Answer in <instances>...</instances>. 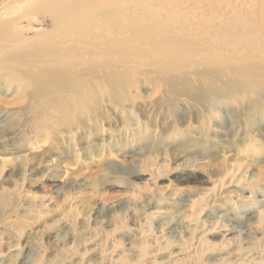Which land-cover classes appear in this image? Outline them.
Returning <instances> with one entry per match:
<instances>
[{
  "label": "rangeland",
  "instance_id": "rangeland-1",
  "mask_svg": "<svg viewBox=\"0 0 264 264\" xmlns=\"http://www.w3.org/2000/svg\"><path fill=\"white\" fill-rule=\"evenodd\" d=\"M170 8L166 6L161 11L165 15ZM194 9L197 13L201 11L203 18L198 17L196 20L198 22L189 20L188 23L173 20L170 21L172 28L178 29L176 32L179 35L187 33L181 29L182 27L187 30L191 29L194 32L195 41L207 53L211 52L210 55H212L220 50L216 29L226 26L216 17L219 15L220 9ZM178 11L180 15L186 16V19V13H190V10L184 7ZM254 11L259 16L263 12L260 8ZM231 14L232 11L225 18L229 25L228 33L230 35L236 32L240 34L243 29L237 18ZM209 16H212L213 19L207 21L206 18ZM33 17H30L31 21L33 20L31 24L33 27H26L28 28L26 35L33 37L35 33L41 35L43 31L50 29L47 22L38 21L41 20L39 15H33ZM253 20L255 22H250V24L255 29L254 33L258 38V40L256 38V42L259 46L263 45L261 49L264 51V15ZM26 24L25 19L21 21V25L26 26ZM89 35H86V41L94 39L92 35ZM125 39L129 45L137 44L139 50L129 49L127 52L119 53V55L118 53L106 55L104 51L100 50L104 44L91 46L86 41L75 43L76 41L72 40L65 44L74 43L79 48L81 47L80 50L78 49L82 53L80 54L81 59L77 60H80V64L76 67L90 66L89 53L95 51L93 57L99 67L96 72L98 76L93 79L96 82L103 79L102 74L105 70L117 71L120 69L125 74V81L145 86L143 89L137 88V92L134 91V88L130 89L131 94L137 95L134 101L130 102L131 108L125 107L122 110L118 106L112 109L110 104H106L104 100L99 106L102 116L105 117L102 121L101 130L95 131L93 126L86 125L80 128L81 122L76 121L77 127H73L74 133L70 134L67 132L69 128L61 129L59 123H56L57 121L43 119L42 123L46 124V127L42 133L48 134V141L42 143L40 137L34 136L31 138V145L15 153L17 163L23 157H31V160L25 166V170L19 168L14 171V164H8L4 170L5 181L3 183L7 188L13 187L14 184L18 185L20 196L24 198L23 195L27 194V201L31 199L35 203L33 210L42 211L37 222L32 221V215L27 218L28 222L22 225V236L18 246L9 247L8 243H5L6 238L2 240L0 248L3 261L0 264H34L38 262L36 260L38 249L43 252L39 264H76L81 259L85 262L84 264H151L147 259L132 263L121 261L114 252H111V239L121 237V245L118 247L121 249L127 247L128 243L137 241L140 233L150 234L151 227L157 230L160 226L168 229L164 228V232L168 231L170 235L172 234L171 236L178 237L181 228L180 219L189 210V199L198 191L200 192L212 185L211 182H203L201 179L204 181L207 178L215 180V175L219 176L215 174L216 172L222 170L226 164L241 158L242 163L239 171L232 179L233 182L228 183V180L217 190V194L211 199V202L202 206L201 215L204 219L210 220L214 219L215 215L223 213L225 216L221 219H228L230 220L229 223L232 221L234 225L235 222H244L242 220L245 216L243 217L241 216L242 213H239L242 206L261 205V208L263 207L264 111L262 114H253L254 119L252 115L247 119L245 110L242 109L243 104L240 105L241 108L238 106L239 104H234L228 112V114L231 113L232 117L228 114L226 116L228 122L224 120L225 124L221 122L219 125L214 123L215 126L212 128L214 132H210V127H204L203 129L206 130L201 134V126L205 120L203 118L204 111L194 101L186 103L185 101L177 102L172 99L161 98L158 103L154 104L155 100L162 96L160 90L169 80L170 82L175 80L179 83L191 81L193 84L198 81L203 84L207 81L218 84L226 83L228 80H241L243 82L244 76L236 78L232 76V70L238 67L237 53L243 54L245 52L237 50L233 43H229L226 48L230 52L222 61L214 62L207 58L206 60L209 61L207 62L203 59V55H194L191 57L189 65L178 70H172L165 66L170 60H160V57L147 52L153 45L160 47L159 36L156 37L154 43L138 39L131 33ZM95 42L101 41L95 39ZM131 52L139 54L134 55ZM263 56L257 53L256 55L253 54L249 58L251 60H246V65H261L259 59ZM106 60H112L115 63L112 66H107L104 64ZM159 60L161 62H158ZM176 61L179 60L176 59ZM99 62L103 64L102 67ZM120 64L122 65L120 66ZM11 97L13 95L6 97V99ZM15 105H9L7 108L0 107V109L14 114L18 110ZM235 110L236 112H234ZM111 112H114L115 116L112 121L110 120L111 116H109ZM241 113L242 116H240ZM136 114L138 116H135ZM222 115L224 113L220 112L219 117ZM243 117L244 120L246 119L245 123L242 121ZM28 120L33 121L34 119L29 116ZM136 121L139 123L136 124ZM126 122L129 123L126 141L136 133L138 126H140L138 131L141 130L142 126L146 130L143 132L140 144L135 143L129 146L125 144V148L122 147ZM209 123L212 124V122ZM174 129L177 130L178 135L186 133L181 137V139L184 137L185 140H181L179 137L167 138ZM7 139V137L0 138V164L3 160L12 159V155L5 151V149H12V146H3ZM247 139L251 142L247 143ZM229 145L233 146L229 147ZM116 146L121 148L116 150ZM131 149H134L138 154L131 155L128 153V150ZM242 150H244L243 154H241ZM242 155H246V158L243 159ZM39 158H43L44 162L38 165ZM163 163L165 164L163 165ZM139 165L144 166L142 169V174H145L144 179H135L128 174L130 170H137ZM156 167H159L160 170L158 176L155 174L156 170L154 171ZM242 174L245 179L238 183L235 178ZM149 175L154 183L146 181ZM119 180L123 182H119ZM135 183L142 188V192L141 196L134 198L132 197L134 194L132 189ZM142 196H144L143 199ZM25 208L26 210L31 209L26 204L23 208H19L20 213H23L22 209ZM23 218L26 220L24 216ZM16 220L14 214H11L5 223ZM173 223L176 224V227ZM138 225L141 226L138 227ZM6 227L7 224L4 227L1 226V229ZM148 228L149 231H147ZM170 229L177 230V233L170 231ZM152 231L154 232V229ZM219 231V228L214 230L216 234L209 238L217 242L220 238ZM168 232L165 236L169 234ZM105 234L110 239L103 245L102 239ZM234 235L236 236V233L229 235V237ZM97 243H100L101 246L96 245ZM26 246L29 247L30 252L24 256L23 250ZM179 246L181 247L182 244L176 242L170 247L174 251L176 248L178 249L176 252L178 255L170 258L173 261L183 257L182 254V256L180 255ZM101 249H104L106 254L102 263L98 260H96L98 262L95 261L98 259V253ZM227 249L233 253L235 247L230 245ZM160 255H158L159 260L152 264H170V261L166 263L165 259H161ZM232 255L233 259L234 256ZM243 257H247V260L263 262L264 250L254 251L251 255L245 254Z\"/></svg>",
  "mask_w": 264,
  "mask_h": 264
},
{
  "label": "bare ground",
  "instance_id": "bare-ground-1",
  "mask_svg": "<svg viewBox=\"0 0 264 264\" xmlns=\"http://www.w3.org/2000/svg\"><path fill=\"white\" fill-rule=\"evenodd\" d=\"M166 6L171 8L164 15L161 10ZM182 7L190 10L191 14L186 13L187 19L186 16L179 14L178 9ZM194 8L220 9V13L216 17L226 26L216 29L220 50L212 55H210L211 52L207 53L195 41L194 32L191 29L187 30L182 27L181 29L187 33L179 35L176 32L178 29L172 28L170 21L173 20L188 23L189 20L196 21L198 17L203 18L201 11L197 13ZM257 8L263 11L262 13L259 12L263 16L264 0H0V107L7 108L9 105L17 104L15 107L18 108L14 114L0 109V138H8L3 145L4 147L12 146V149H5L6 152L12 155V159L3 160L0 164V244L6 238L5 243H8L9 247L18 246L22 236V225L28 222L27 218L33 215L32 221L37 222V219L41 216L42 210H33L35 203L31 199L27 201V194L23 195L24 198L20 196L18 185L14 184L13 187L7 188L3 182L5 181L4 170L8 164H14V171L19 168L25 170V166L29 164L31 157H23L17 163L15 153L31 145L32 137H40L42 143L48 141V134L42 133L46 127V124L42 123L43 119L57 121L56 123H59L61 129L69 128L67 132L70 134L74 133L72 128L77 127L76 121L81 122L80 128L85 125L93 126L94 130L98 131L101 130L102 121L105 118L102 116L99 107L104 100L106 104H110L112 109L118 106L122 110L125 107L131 108L130 102H133L137 95L131 94L130 89L134 88V91L137 92V88L143 89V86H145L125 81V74L120 69L117 71L113 69L110 71L105 70L102 74L103 79H98L99 82H96L93 79L98 76L96 72L99 67L93 57L95 51L89 53L90 66L76 67L80 64V60H77L81 59L80 54L82 53L78 51L81 47L79 48L74 43L65 45L66 43L70 40L76 41L75 43L78 41L83 43L86 41V35L90 34L94 39L90 38L91 40L86 41L88 44L91 46L104 44V47L99 49L104 51L106 55L109 53H118L119 55V53L127 52L129 49L139 50L137 44L129 45L125 42L127 40L125 38L128 37L129 33L138 39L152 43L159 36L160 47L153 45L150 51L147 52L160 57V60H170L165 66L172 70H178L189 65L191 57L194 55H203L204 60L210 58V61H222L226 59L227 54L230 52L226 46L233 43L237 50L245 52L243 54L237 53L238 67L232 70V76L236 78L244 76L245 80L243 82L241 80H228L230 82L226 81V83L218 84L207 81L203 84L201 81H195L196 83L193 84L191 81L179 83L175 80L171 82L169 80L160 90L162 96L154 102V104L158 103L161 98H168L177 102L185 101L186 103L194 101L204 111L203 118L205 120L201 126V134L206 130L203 129L204 127H210V132H214L212 128L215 124L219 125V123L227 120L226 116L234 104H239V107L243 104L242 109L244 108L247 119L253 114H262L264 111V56L259 59L261 65H246V60L253 54L264 55V51L261 49L263 45L259 46L256 42L255 29L250 24V22H255L253 19L261 17L254 11ZM230 11H232L231 16L237 18L243 29L240 34L236 32L230 35L228 33L229 25L226 23L225 18ZM249 13L251 15H248ZM33 15H39L41 20L38 21L47 22L50 29L43 31L41 35L35 33L33 37H29L26 35L28 29L26 27H33L31 25L33 20L30 19ZM24 19L27 23L26 26L21 25V21ZM212 19V16L206 18L207 21ZM95 39H99L101 42L97 43ZM131 53L134 55L139 54L137 52ZM176 59L179 61H176ZM160 60L158 62H161ZM114 63L112 60H106L104 64L112 66ZM100 64L102 67L103 64ZM10 95H13V97L6 99ZM188 106L190 107V105ZM220 112H223L224 115L219 117ZM242 113L240 116H242ZM29 116H32L34 120H28ZM109 116H111V121L114 120V112H111ZM135 116H138V114ZM245 120L243 117V123L246 122ZM209 122H212V124L210 125ZM138 123L136 121V124ZM125 124L124 145L122 147L125 148V144L127 146L135 143L140 144L143 132H146V130L142 126L141 130L138 131V128H140L138 126L136 133H134L136 138L131 135L130 139L126 141L128 138L126 131L129 123L126 122ZM184 135L186 133L178 135L177 130L174 129L167 138L179 137L181 139ZM181 140H185V138L183 137ZM250 142L247 139V143ZM232 146L229 145V147ZM118 148L121 147L116 146L115 149L118 150ZM128 153L131 155L138 154L134 149L128 150ZM243 153L244 150L241 154ZM245 156L242 155L243 159L246 158ZM224 159L226 158L224 157ZM165 160L163 161L165 162ZM241 161L242 158L226 164L222 170L215 173L219 175H215V180L207 178L204 181V179H201L203 182H211L212 185L200 192L198 191L199 194L195 193L189 199V210L180 219L181 223L179 225L183 229L180 228L178 237L171 236L172 234L170 235L168 231L169 234L165 236L167 232H164V228L167 229L166 227L160 226L157 230L151 227V231H149V227L147 231L150 234L154 229L152 235L140 233L137 241L130 242L127 247L121 249L118 248L121 245V237L118 239L112 238L110 241L111 252H114L118 259L126 263L144 259L146 261L147 259L152 264L159 260L158 255L161 254V259H165L166 263L170 261V264H264V261L259 262L250 258V260H247V257H243L245 254L251 255L254 251L264 250V205H262V208L261 205L254 207L242 206L239 213H242L241 216H245L242 220L244 222H235L234 225L232 221L229 223L230 220L228 219H221L225 216L223 213L215 215L214 219L210 220L204 219L201 215L203 212L202 206L211 202V199L216 196L217 190L228 180V183L233 182L232 179L239 171ZM43 162V158H39L38 165ZM143 168V165H139L137 170H130L128 174L135 179H144ZM154 171L158 176L160 173L159 167H156ZM150 178L149 175L146 181L154 183ZM235 179L240 183L245 178L242 174ZM119 182L123 181L119 180ZM141 190L142 188L135 183L132 189V193H134L132 197L141 196ZM26 204L31 209H22L23 213H20L19 208H23ZM11 214H14L17 220L5 223ZM6 224L7 227L1 229V226L4 227ZM140 226L138 225V227ZM218 228L220 229V238L215 242L209 237L216 234L214 230ZM171 230L177 233V230ZM234 233H236V236L229 237ZM109 239L108 235L105 234L102 239L103 245ZM176 242L182 244V246L184 245V248L179 246L180 255L182 254L183 257L176 258L173 261L170 258L178 255L176 253L178 249L176 248L174 251L170 247ZM39 244L41 245V243ZM96 245L101 246L100 243ZM230 245L235 247L233 253L227 249ZM104 251V249L99 251L98 259H95V261L98 260L102 263L106 256ZM29 252L30 249L26 246L23 255L27 256L26 254ZM36 253L38 262L34 264H39L43 252L38 249ZM162 253L164 254L162 255ZM231 254L234 256L233 259ZM2 261L0 248V263ZM84 263L81 259L76 264Z\"/></svg>",
  "mask_w": 264,
  "mask_h": 264
}]
</instances>
